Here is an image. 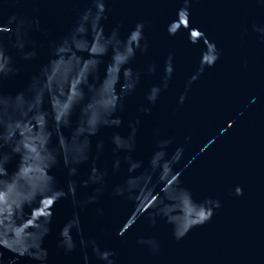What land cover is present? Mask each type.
Instances as JSON below:
<instances>
[{
	"label": "water",
	"instance_id": "95a60500",
	"mask_svg": "<svg viewBox=\"0 0 264 264\" xmlns=\"http://www.w3.org/2000/svg\"><path fill=\"white\" fill-rule=\"evenodd\" d=\"M0 264H264V0H0Z\"/></svg>",
	"mask_w": 264,
	"mask_h": 264
}]
</instances>
